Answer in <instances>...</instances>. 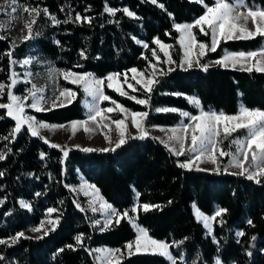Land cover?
Returning a JSON list of instances; mask_svg holds the SVG:
<instances>
[{
  "label": "trees",
  "instance_id": "trees-1",
  "mask_svg": "<svg viewBox=\"0 0 264 264\" xmlns=\"http://www.w3.org/2000/svg\"><path fill=\"white\" fill-rule=\"evenodd\" d=\"M238 0H226L235 3ZM22 7L39 8L36 16L40 24L38 38L14 46L11 39L0 40V83L9 84L13 64L30 50L59 70L87 73L104 79L109 74L129 75L132 68L149 73V65L159 66L164 75L155 79L151 93L134 84L137 91H128L138 99L149 98L147 106L119 95L102 85L104 94L130 111L148 112L146 127H173L184 121L180 112L195 116L201 111L236 115L240 108L264 111V72L236 70L220 65L175 68L165 72L164 56L159 39L170 45L177 65L180 47L175 24H189L213 6L215 0H157L163 9L149 0H16ZM243 7L264 9V0H242ZM112 8L115 15L105 11ZM128 8L133 17L122 11ZM47 9V13L43 10ZM79 15L82 19L76 20ZM50 17H54L55 20ZM89 18L90 22H85ZM197 41L210 45V36L193 29ZM264 37L252 40L221 41L215 52L205 56L201 65L221 59L225 52L259 50ZM147 47H144V45ZM83 51L86 58H82ZM153 51L157 58H153ZM76 93V98L64 107L47 112L31 113L34 118L49 124H63L85 118L83 95L77 86L61 83ZM20 89L15 90L16 93ZM196 98L200 106L189 103ZM0 103H8L6 91L0 93ZM99 101L100 108L111 106ZM160 108H175L177 112H158ZM114 118L115 116L112 115ZM120 116V115H119ZM118 117V116H117ZM116 117V118H117ZM15 121L6 109H0V264H97L95 250L100 247L120 249L133 243L137 233L132 226L144 228L149 238L165 242L176 264H264V176L249 180L246 176L219 172L188 170L179 167L180 160L157 139L127 137L114 151L84 152L69 148H51L38 136L22 127L11 135ZM242 135L240 130L223 139L219 147L231 151L232 140ZM41 153L44 158L41 159ZM226 162V159L223 158ZM93 185L120 214L128 212L105 231L97 230L90 215L81 211L69 186L80 178ZM39 193L40 195H37ZM21 201L29 205L21 207ZM143 204L153 207L145 212ZM49 208L58 221L47 235L20 237L15 244L11 237L36 227L47 217ZM136 208L133 212L132 209ZM195 209L213 216L211 231L207 232L195 216ZM225 209L220 216L215 213ZM252 221L249 224L248 221ZM223 221V223H221ZM244 232V236H238ZM81 235L82 243L75 237ZM255 237V240L252 238ZM182 242V243H181ZM72 245L75 250L67 247ZM87 249V250H86ZM248 253H251L249 255ZM183 257V260H181ZM119 264H172L156 253L124 254Z\"/></svg>",
  "mask_w": 264,
  "mask_h": 264
},
{
  "label": "snow or ice",
  "instance_id": "snow-or-ice-1",
  "mask_svg": "<svg viewBox=\"0 0 264 264\" xmlns=\"http://www.w3.org/2000/svg\"><path fill=\"white\" fill-rule=\"evenodd\" d=\"M149 2L156 4L158 7L163 9L162 4H158L157 0H149ZM196 3H203V0H194ZM13 5L16 4V0H12ZM242 0H238V3L231 4L226 2V0H215L213 6L205 5L204 13L196 19L193 23L189 24H175V30L180 33V39L178 43L181 46V49L184 53V58L180 62V66L183 67L187 65V68L193 67V63L196 64L198 67H202L203 70L207 71V65H201L200 59L206 55L208 51L215 52L217 50L218 45L221 41H229V40H252L256 37H264V9L256 7V8H249L245 13H238L236 12V8L243 7ZM13 12L17 11V8L13 6ZM22 11L27 14V20L24 23V28L27 30V35L23 37L24 40H29L32 38L33 33V24L36 22V16L39 15L41 9L39 8H31L28 6H23ZM47 13V9L43 10ZM105 11L108 12L110 15H115V11L112 8L105 6ZM122 11L125 15L129 17H133L134 13H132L128 8H123ZM51 19L55 20L54 17H50ZM82 18L77 15L76 20L80 21ZM249 20L251 21L252 25L254 26V30H251L247 27ZM85 22H90L89 18H84ZM199 28L200 33L203 35L211 34V44L206 45L204 43H200L197 41L196 35L193 34V29ZM4 27L0 25V31H4ZM5 39L4 36L0 35V40ZM153 43L159 46L160 51L164 53L165 60L164 63L172 64L174 61L171 59L169 55L168 49L171 47L170 45L163 44L159 39H154ZM144 47H147L145 44ZM198 50V51H196ZM9 57L10 64L15 63L11 59L12 53H7ZM82 58H86L85 53L81 51L80 53ZM153 58H157V53L153 51L152 53ZM257 56L261 57V59H256L255 64H252L253 58ZM195 57V59H194ZM31 60L25 59L23 64H29ZM215 64L220 65L222 67H228L229 63L233 68L236 67L237 64L241 65L242 70L252 71L253 67H255L256 71L264 72V45H262L261 50L258 52L256 51H249V52H232V53H225V55L216 61ZM248 64L245 67V64ZM149 67L153 68V73H143L138 72L136 68H132L130 71L133 73L132 79L136 80V84L141 85L144 88V91L147 93H151L153 90V86L156 81L154 79V72L156 70L154 65H149ZM171 70V69H169ZM63 76V78L72 84L81 85L83 87V91L88 95L93 97L95 100L98 101H110L115 108L108 107V108H100L98 105L92 106L89 109V116L87 120L83 121H71L68 125H50L45 122H39L34 117L24 115L25 112V103L24 101L29 98V95L32 97L33 102L31 103L30 107L37 112L45 111L44 107L42 106L41 100L37 99V92L42 91V89H38L35 84L32 85V88L28 89V94L23 97L14 95L13 94V86L17 83L15 79V73H12L10 76L11 83L5 85L0 83V93L6 91L8 103H0V109H7V115L15 121V127L11 133L13 138L15 137L16 133L21 131L22 125L27 123V129L31 133L32 136H40L39 130L40 129H48L50 131H55L62 128H69L71 130L72 135L74 136L75 133L83 129L86 134L93 131L88 127L89 122H92L96 125L97 128L109 127L108 124H104V121H110L111 124L115 125L117 130L119 140L115 144V148L121 147L122 144L126 142L125 139V131H126V123L125 121L131 117L132 126L135 127L139 132L140 139H144L147 135V132L143 128V122L146 117L149 115L148 112H136L130 111L122 104L117 103L114 100H111L109 96L104 94L101 85L105 83V80L108 82V87L113 88V81L118 80L120 74L114 73L109 74L103 80L101 79H93L91 74H78L72 71H64L59 73ZM161 75L165 73L161 71ZM30 75V74H27ZM139 77V79H137ZM25 83H30L31 81L25 80ZM125 82H127L126 74H125ZM132 91H137V89L132 85H128ZM119 93L121 96H125L128 99L133 100L136 104L147 106L149 104V98L145 99H138L135 96L128 95L127 92L122 90L120 85H117L114 89ZM61 97L64 99L62 100ZM76 98V93L69 90V89H61L59 91V96H56L52 102L51 107H63L65 106V102L71 103L73 99ZM189 103L194 104L196 107L200 106V101L196 98H187ZM47 110H51L50 108ZM116 110H119L120 113L124 114L123 119H115L113 120L108 113H112ZM158 112H177L178 110L175 108H160L156 109ZM182 117H189L190 114L187 112H180L179 113ZM97 117L100 119L97 120ZM190 120L192 123L185 125L182 129H172L173 135L169 137V140H177L179 142V151H176L174 148L168 147V144L165 142V147H168V150L172 152L174 155H184L185 152L196 153L193 159H189L186 163H181L178 166L181 168L190 169L191 167L195 166L197 171H201V169L197 162L205 163L210 162L211 164L216 166V171H219V162L217 153H219L220 157L223 156H230L233 157L229 161V165L225 167V171L227 167H236L240 171L238 173H231L237 174L241 176H246L249 180H256L257 183L260 182L257 177L264 176V111L261 110H252L246 107H241L238 115H226L224 112L216 113L213 111L204 112L201 111L200 115L198 116H190ZM244 129L247 130V137L245 140H232V144L237 145V154L236 156H242V159H238L231 152H226L222 150L220 145V138H221V130L223 131V139H227L232 135V133ZM180 131L183 135L177 136L176 133ZM105 140L111 143V140L106 132L103 133ZM190 134V141L191 144L189 147L186 148L185 140L188 138ZM40 139L44 140V143L48 144L51 148H58L63 151L64 156L68 155V151L65 147L51 143L46 138L40 136ZM231 146V145H230ZM77 147H79L77 145ZM115 148H104L101 151H114ZM81 151L84 152H92L97 151L96 149L92 148H81ZM44 158V153H41V159ZM4 159V155L0 154V160ZM250 168L254 170L250 171ZM94 188V186H93ZM94 191L99 198V192L97 189L94 188ZM37 195H40L37 193ZM79 207V205H77ZM21 207L28 208L29 205L24 201H21ZM101 207L104 209H110L112 206L110 204L104 203L101 201ZM153 207H159L143 204L142 208L145 212L149 211ZM83 210V209H81ZM56 211L53 208L48 209V213L51 214L52 212ZM95 211V208H93ZM133 212L136 211V208L132 209ZM225 209H220L215 213V216H220ZM113 216H121L128 217V212H124L123 214L116 213L113 211ZM197 218H201L205 221V227H208V220L210 219L207 216H202L200 212H196ZM211 219H215L212 217ZM44 221L41 222V227L31 229L33 232H39L43 229ZM47 223L52 225V230L55 229L56 224L58 221H47ZM111 220H106L103 225L104 229L109 227ZM116 223H119V220H116ZM223 223V221H221ZM249 224H252V221H248ZM135 226V225H134ZM47 230H44V235H47ZM238 236H244V232H238ZM24 234L17 233L16 236L11 237V243L15 244L20 237H23ZM27 238V237H24ZM42 238V237H38ZM82 236L78 235L75 237L76 244L80 245L82 243ZM255 240V237L252 238ZM8 241L4 239H0V244H7ZM136 251H152L156 254L164 256L166 259L172 262V264H176L175 260L173 259L172 254L168 251L169 245L162 241H157L155 239H151L148 236L147 231L144 228H138V235L135 240ZM182 243V242H181ZM67 247L73 248L72 245H68ZM127 249H129V254L131 255V249L133 248V243H128L125 245ZM87 250V249H86ZM96 252H101L100 249H96ZM120 249L115 250H103L105 264H119L120 258L115 256V253L120 252ZM251 255V253H248ZM3 257H0L2 259ZM183 260V257H181ZM217 264H220L217 261Z\"/></svg>",
  "mask_w": 264,
  "mask_h": 264
},
{
  "label": "rangeland",
  "instance_id": "rangeland-1",
  "mask_svg": "<svg viewBox=\"0 0 264 264\" xmlns=\"http://www.w3.org/2000/svg\"><path fill=\"white\" fill-rule=\"evenodd\" d=\"M236 3H238V1H236L233 4H236ZM13 6H15L17 8L16 12L12 11ZM22 8L23 7L18 2H16V4L13 5L12 0H0V25H2L4 27V29H5L4 31H0V32L5 37L10 38L14 46H19L20 43L27 42V41H31L32 42V40L38 38V36L40 34V28H41L40 24L35 22V24H33V26H32V28H33L32 38L29 39V40H24L23 39V37L28 34L27 30L24 28V23L26 22L28 17H27V14L22 11ZM235 10L238 13H245L246 14V12H247V10L244 7H238ZM247 27L249 29H251V30H254V26L252 25L250 20H249V23H248ZM198 30L200 31L199 28H198ZM209 36H210V44H211V34L210 33H209ZM179 39H180V33H178V39H177V44L180 47V53L178 55L179 62H177V65L175 64V62L172 63V64H168V63H164L163 62V65H164V67L166 69L165 72H170V71L174 70L175 68H179V69H183V70L189 69V68H187V65H184L183 67L180 66V62L184 58V53H183V50L181 49L180 44L178 43ZM229 41H231V40H229ZM263 45H264V42H263ZM158 48H159V46H158ZM261 48L259 50H257L256 52L259 53ZM159 50H160V48H159ZM168 51H169V55H170L171 59L173 60L171 48H169ZM196 51H198V50H196ZM161 53L164 56V53L163 52H161ZM210 53H212V52L208 51L206 53V55H204L200 59V61L205 56H207ZM225 53H232V52H225ZM225 53H224V55H225ZM25 59L31 60V63L23 64V61ZM165 59L166 58L164 56V60ZM194 59H195V57H194ZM256 59H261V57L257 56L256 58H253L251 63L255 64V60ZM205 65H207V67H212V66H216L217 64H215L214 61H208ZM247 66H248V64L246 63L245 67H247ZM197 67L198 66H196L195 63H193V67H191V68H197ZM155 68H156V70L154 72V79H157L158 77L162 76L160 73H161V71L164 72V70H162L157 65L155 66ZM223 68L242 70L240 64H237L236 67L233 68L231 66V63H229L228 67H223ZM169 69H171V70H169ZM253 70H255V67H253ZM64 71H69V70H59V69H57L52 64L51 61H49V60L45 59L44 57H42L40 52H38L36 49H34V50L32 49L28 53H26L25 56L20 61L15 62L13 64V68H12V71L10 73V76L12 75V73H15V79L17 80V83L13 86V89H12L13 90V94L21 96V97H23L25 95H29L27 90L32 88V85L35 84L38 89H42V91H38L37 92V99L41 100L42 106L44 107V109H46L45 111H40V112H47V111H49V110H47L49 108L51 110L52 109H56V108H60L59 106L55 107V108H52L51 107V102L56 96H59V91L61 89H66L61 83H67V84H71L73 86H77V87H79V89H80V91H81V93L83 95L82 106H83V108L85 110V115L86 116H85L84 119L75 120V121L87 120V118H88V116L90 114V112H89L90 107L96 106V105L99 106V101L95 100L91 96H88L83 91V87L81 85L72 84V83L67 82L63 78V76L59 74V73L64 72ZM149 73H153V68H150V72ZM27 74H30V75H27ZM78 74H87V73H78ZM91 76H92L93 79H100V78H97V77L93 76L92 74H91ZM132 77H133V73L131 71H129V75L126 74L127 82H125V74H123V79H124V83L123 84L121 82H119V80H115V81H113V88H109L108 87V82L107 81H106V85H107V87L109 89H112V90H114L117 85H120L122 87V90L128 93V91H132V89L128 87L129 84H132L131 81L134 82V84H136V80L132 79ZM137 79H139V77H137ZM25 80H29L31 82L30 83H25L24 82ZM101 80H103V79H101ZM10 83H11V81L9 79V84ZM137 85H139V84H137ZM139 86H141V85H139ZM101 87H102V85H101ZM17 89H20L18 93L15 92V90H17ZM69 90H71V89H69ZM115 92H117V91H115ZM128 95H130V94L128 93ZM61 99L63 100L64 98L61 97ZM32 102H33L32 97L29 95V98L24 101V103H25L24 115L34 117L31 113H40V112H37V111H35L34 109H32L30 107ZM69 104L70 103L65 102V106H67ZM108 107L115 108V105L111 104V106H108ZM200 113L195 115V116L200 115ZM6 114H7V109H6ZM238 114H239V112L236 115H238ZM107 115L110 116L113 120H115V119H123L124 118V114L120 113L119 110H116V111H114L112 113H108ZM112 115H114L115 118ZM99 119L100 118L97 117V120H99ZM39 122H41V121H39ZM69 123L70 122L63 123V124H50V125H68ZM103 123L104 124H108L109 127L103 128V131H102L101 128H97L94 123L89 122L88 127L90 129H93V131H91L88 134H86L83 129H80L73 136L72 133H71V130L69 128H67V127L62 128V129H58V130H55V131H50L48 129H40L39 133H40V136L46 138L51 143H55V144L61 145V146L65 147L66 149H69V148H74V149L92 148V149H96L97 151H101V149H104V148H115V144L119 140V136H118L117 130L115 128V125L111 124L110 121H104ZM125 123H126V126H127L126 127V131H125V139L127 137H137L138 138L139 137V132H138V130L135 127L132 126L131 117H129L125 121ZM190 123H192V121L190 120V116L189 117H184V121H182L179 125H176V126H173V127H162V126L146 127L144 125V122H143V128L147 132V135L145 136V138H147V137L155 138L163 145H165V142H166L168 144V147L174 148V149H176V151H179V142L177 140H169V137L173 135V132L171 130L172 129H182L185 125L190 124ZM22 127H26L27 128V123L22 125ZM104 132H106L108 134V136H109V138L111 140V143H109L108 141L105 140V137H104V134H103ZM240 133L242 135H240V137H237L235 140H245L246 139L247 130L240 129ZM176 135L180 136V135H183V133L178 131L176 133ZM221 135L223 136V131L222 130H221ZM40 136H38V137H40ZM190 144H191V141H190V134H189L188 138L185 140L186 148L189 147ZM77 145L79 147H77ZM230 152L236 158L242 159V156H236V154H237V145L232 144ZM195 155H196V153H190V152L186 151L184 155H175V156L180 159L178 161V163L181 164V163H186L189 159H193L195 157ZM216 155L218 157V162H219V171L221 170L222 172L229 173V174L238 173L240 171L236 167H227V170L225 171V167L227 165H229V161L233 157H230V156L220 157L219 153H217ZM223 158L226 159V162L223 161ZM197 164H198V166L201 169H204V170H201V171L213 172V173L219 172V171L215 170L216 166L211 164L210 162H205V163L197 162ZM185 169H187V168H185ZM188 170H196V167L193 166V167H191ZM251 170H254V169L250 168V171ZM94 188H93V185H90L82 177L80 178L79 182L76 185L69 186V189H70V191H71V193H72V195L74 197V201L76 203V206L79 205V207L78 206L77 207L80 210L83 209L81 211L86 212V213H88L90 215L91 224L97 230L105 231L108 228H110L111 225L114 224L117 219L120 220L122 215L121 216H113L112 215L113 211L114 212H116V211L112 207L110 209L102 208L101 207V201H103L104 203H107V202L104 200V198L101 196L100 193H99V198L97 197V194L94 191ZM93 208H95V211H93ZM197 211L198 210L195 209L196 218H197V215H196ZM52 213L49 214L47 212V217L42 220L45 223H44L43 229L41 231L33 232L31 229L37 228V227H41V222L42 221L40 222V224L38 226L33 227V228H29L25 233H23L24 236L25 237H27V236H29V237H38V236L44 235V230H47V232L49 230H52V225L47 223V221H49V220L57 221L52 216ZM202 216H207V215L202 214ZM207 217L210 218L208 220V222H207L208 223V227H205V221L202 219V217L199 218V219L197 218V220L203 225V227L205 228V230L207 232H210L211 231V224H212V219L211 218L213 216H207ZM106 220H111V223L109 224V227L107 229H104L103 225L106 222ZM132 226L134 227V229H135V231H136V233L138 235V228H141V227L137 226L134 222H132ZM135 240H136V238H135ZM135 240H134V242H135ZM134 242H133V248L131 249V253L132 254H135V253H154L152 251H140V252H137L136 251V245H135ZM97 249L101 250V252H96L95 251V261H96L97 264H105L103 250H105V249H107V250H115V249H110V248H107V247H100V248H97ZM124 254L129 255V249L126 248L125 249V253H122V251H120L118 253H115V256L119 257L120 260H121L122 256Z\"/></svg>",
  "mask_w": 264,
  "mask_h": 264
}]
</instances>
